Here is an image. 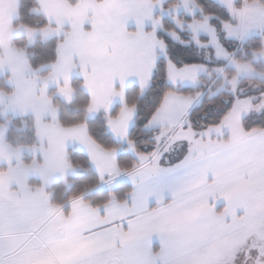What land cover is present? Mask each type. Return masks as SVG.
I'll use <instances>...</instances> for the list:
<instances>
[{
  "label": "snow or ice",
  "instance_id": "obj_1",
  "mask_svg": "<svg viewBox=\"0 0 264 264\" xmlns=\"http://www.w3.org/2000/svg\"><path fill=\"white\" fill-rule=\"evenodd\" d=\"M0 264H264V0H0Z\"/></svg>",
  "mask_w": 264,
  "mask_h": 264
}]
</instances>
